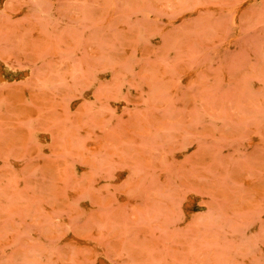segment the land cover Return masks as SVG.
Wrapping results in <instances>:
<instances>
[{"label": "rangeland", "instance_id": "1", "mask_svg": "<svg viewBox=\"0 0 264 264\" xmlns=\"http://www.w3.org/2000/svg\"><path fill=\"white\" fill-rule=\"evenodd\" d=\"M0 264H264V0H0Z\"/></svg>", "mask_w": 264, "mask_h": 264}]
</instances>
